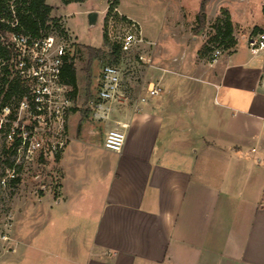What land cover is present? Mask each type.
<instances>
[{"label": "crops", "instance_id": "crops-1", "mask_svg": "<svg viewBox=\"0 0 264 264\" xmlns=\"http://www.w3.org/2000/svg\"><path fill=\"white\" fill-rule=\"evenodd\" d=\"M182 45L177 59L158 66L162 91L157 97L138 96L145 100L138 101L137 109L119 110L110 102L92 113L101 141L91 145L94 156L89 159L79 155L82 132L70 134L71 112L70 141L58 157V197L49 208L56 205L74 216L75 231L45 238L43 247L33 236L10 241L22 250L21 260L264 264V54L245 52L244 57L245 44L239 43L206 66L198 49L188 55L189 45ZM222 65L223 70H214ZM179 70L201 74L192 80L214 92L177 96L173 89L179 80L173 76ZM244 79L256 93L243 92ZM171 99L191 110L175 108ZM204 99L209 113L202 111ZM113 129L125 136L119 153L103 148ZM17 259L15 264H22Z\"/></svg>", "mask_w": 264, "mask_h": 264}, {"label": "rangeland", "instance_id": "rangeland-1", "mask_svg": "<svg viewBox=\"0 0 264 264\" xmlns=\"http://www.w3.org/2000/svg\"><path fill=\"white\" fill-rule=\"evenodd\" d=\"M80 1L68 5H63L61 0H46V3L52 7V16L58 18L65 34L64 36L57 30L51 31L50 37L53 39V44L66 48V54L73 59L76 71L77 93L70 119V134L73 135V131L76 135L82 132L79 138L81 143L78 145L82 159L94 156V148L91 145L99 144L101 141L94 131L98 128L92 119L95 118L92 113H95L96 109L86 99L87 52L85 47L100 49L105 53L108 51L102 40L105 22L109 43L119 42V39L127 32L135 33L137 38L142 40V43L136 44L129 53L122 54L120 91L126 97L127 103L115 102L119 110L138 103V96L145 95L149 82L158 81L159 83L158 66L165 67V64L177 59L184 47L182 44H188L191 48L188 55L191 50L198 49V59H203L206 66H212L210 58L215 49L220 51V57L228 54L230 51L221 50L210 41L214 35L216 21L223 18L222 11L229 13L236 45L245 44L248 37L264 34L262 13L264 0ZM202 2L205 3L206 17L204 24L200 27L195 17ZM111 4L115 7L105 19ZM118 7L124 16L119 15ZM90 12H96L98 15L96 25L92 27H89L87 22V15ZM205 47L208 51H204ZM241 50H243L241 55L244 57L247 53L251 55L245 45ZM138 56L144 59L139 61L140 63L136 62ZM104 61H96L90 68L88 90L90 95L95 94ZM223 69V65L220 68L214 67V70ZM233 70L235 69L231 71ZM198 75L201 74L176 71L173 77L179 80L177 84L179 86L174 88L173 92L177 96L183 92L186 94L205 92L209 95L213 93L214 89L192 80L191 77H198ZM204 75L207 74L204 73ZM200 77L204 78L203 75ZM242 90L249 95L257 92V89L246 79L243 81ZM172 100L169 101L172 103ZM179 100H173L176 102L173 104L175 108L191 110L190 106H186L185 102ZM167 105L173 107L170 103ZM207 106V100L204 99L201 106L204 113H209L208 109L206 110ZM201 118L203 119V114ZM100 128L103 129L102 126ZM32 170L29 173L33 174H28L17 186L9 188L6 192H0V264H15L18 261L17 258L19 262L22 261V264H27V259H20L22 250L10 241L27 240V237L33 236L36 237L37 245L43 247L45 238L69 236L75 231L74 216L64 215L56 205L52 209L49 208L50 202L58 197L61 180L59 160L41 166L35 165ZM43 197L44 199L41 200ZM85 212L86 210L83 213ZM12 249L17 250L15 254L11 253Z\"/></svg>", "mask_w": 264, "mask_h": 264}, {"label": "built area", "instance_id": "built-area-1", "mask_svg": "<svg viewBox=\"0 0 264 264\" xmlns=\"http://www.w3.org/2000/svg\"><path fill=\"white\" fill-rule=\"evenodd\" d=\"M6 38L0 44L6 55L0 57V192L32 175L29 172L35 165L56 161L70 141L68 123L73 109L71 89L60 80L66 48L54 46L51 37L31 41L11 33ZM118 43L121 53L127 54L142 40L127 32ZM245 46L253 56L264 54V34L248 37ZM219 57L220 51L215 49L210 64H216ZM138 60L144 59L138 56ZM120 84V69L103 65L95 94L97 103L93 105L97 111L103 110L105 103L126 101ZM161 91L158 81L149 82L145 95L154 98ZM124 140L121 130H110L103 148L119 153Z\"/></svg>", "mask_w": 264, "mask_h": 264}, {"label": "trees", "instance_id": "trees-1", "mask_svg": "<svg viewBox=\"0 0 264 264\" xmlns=\"http://www.w3.org/2000/svg\"><path fill=\"white\" fill-rule=\"evenodd\" d=\"M80 0H61L63 5L71 3H78ZM117 4V3H116ZM111 4L108 7L106 18L111 14L114 9V5ZM52 7L46 3V0H0V44L6 41L8 34H15L19 37H26L29 40H37L41 38H48L51 35V31L57 30L61 34H64L60 21L58 18L52 16ZM264 15V7L262 8ZM222 19H218L214 25V35L210 39L215 44V47L230 51L236 47V41L233 37V27L231 24L230 16L227 11H222ZM205 3L202 2L199 11L195 17L196 22L201 27L205 22ZM123 19V18H122ZM125 20V19H124ZM107 23L103 25L102 40L103 44L107 46L108 51L105 53L100 49H94L85 47L87 52V78H86V99L92 105L97 103L95 94H89L90 88V68L94 62L105 60L104 65H112L120 69L122 63V53L120 44L118 42H108ZM208 48H204V51ZM199 54H201L199 52ZM0 57L6 58L4 51L0 47ZM137 63H140L138 58ZM61 82L71 89V96L74 102L75 95L77 93V80L76 71L73 63V59L68 54L64 57V63L61 68L60 74ZM17 89L21 93L20 82L17 80ZM98 84L96 86L97 90ZM73 111V109H72ZM58 160V157L56 158Z\"/></svg>", "mask_w": 264, "mask_h": 264}, {"label": "water", "instance_id": "water-1", "mask_svg": "<svg viewBox=\"0 0 264 264\" xmlns=\"http://www.w3.org/2000/svg\"><path fill=\"white\" fill-rule=\"evenodd\" d=\"M97 18H98V15L96 12L88 13V15H87L88 26L89 27L95 26L97 23Z\"/></svg>", "mask_w": 264, "mask_h": 264}]
</instances>
